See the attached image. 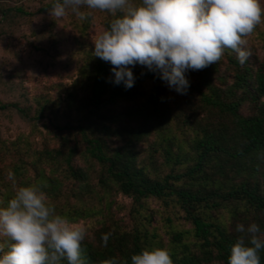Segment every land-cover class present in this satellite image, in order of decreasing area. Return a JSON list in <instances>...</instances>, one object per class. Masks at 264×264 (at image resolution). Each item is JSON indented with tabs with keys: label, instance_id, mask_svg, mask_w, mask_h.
<instances>
[{
	"label": "trees",
	"instance_id": "1",
	"mask_svg": "<svg viewBox=\"0 0 264 264\" xmlns=\"http://www.w3.org/2000/svg\"><path fill=\"white\" fill-rule=\"evenodd\" d=\"M53 2L33 12L0 5V27L50 15ZM82 10L91 15L75 21V78L55 96L17 90L16 100L0 99V112L15 111L30 128L0 139V202L17 185H39L58 213L93 221L81 244L84 264L111 257L131 264L146 247H167L174 264H228L242 235L237 224L256 222L264 232V49L241 64L226 48L216 63L186 73L184 94L139 64L126 88L86 42L92 20L100 16L105 30L113 14ZM53 45L34 49L49 54ZM116 196L128 205L119 207ZM259 255L264 264V248Z\"/></svg>",
	"mask_w": 264,
	"mask_h": 264
},
{
	"label": "clouds",
	"instance_id": "2",
	"mask_svg": "<svg viewBox=\"0 0 264 264\" xmlns=\"http://www.w3.org/2000/svg\"><path fill=\"white\" fill-rule=\"evenodd\" d=\"M106 10L114 18L94 40L95 56L111 62L114 82L126 88L135 83L139 64L158 72L176 92L190 87L186 73L221 59L226 48L238 54L241 64L252 55L247 36L264 23L261 0H54L50 13L64 17L69 9L80 19L82 10ZM15 174L9 173L13 180ZM231 246L228 264H261L264 232L256 222L245 226ZM83 223L58 213L39 185H17L14 194L0 202V264H84L81 244ZM108 233L103 236L107 246ZM5 248L7 250L5 251ZM102 264H128L111 257ZM131 264H174L167 247H146L131 256Z\"/></svg>",
	"mask_w": 264,
	"mask_h": 264
},
{
	"label": "rangeland",
	"instance_id": "3",
	"mask_svg": "<svg viewBox=\"0 0 264 264\" xmlns=\"http://www.w3.org/2000/svg\"><path fill=\"white\" fill-rule=\"evenodd\" d=\"M49 0H0V5H23L30 11H36L38 7ZM264 7V0H261ZM77 15L69 9L62 17L34 16L25 19L15 25L0 27V99L3 101L16 100L17 90L24 92L29 98L48 92L55 96L59 85L69 84L75 77V53L80 41L79 32L75 27ZM104 30L100 16L92 20L86 42L95 45L97 35ZM43 44L45 48L54 44L49 54L37 51L34 46ZM251 52L262 55L264 49V23L256 26L255 30L247 36ZM176 92V91H175ZM173 91V94L175 93ZM172 93V92H171ZM39 129L44 132L42 123ZM30 128L27 122L15 111L0 112V139L9 142L27 135ZM36 141L38 138L35 139ZM115 201L120 206H127L129 200L116 196ZM151 206L157 208L156 203ZM118 218L127 221L126 212L112 210ZM86 226V235L90 234L93 221H79ZM163 240L166 237L163 235Z\"/></svg>",
	"mask_w": 264,
	"mask_h": 264
}]
</instances>
